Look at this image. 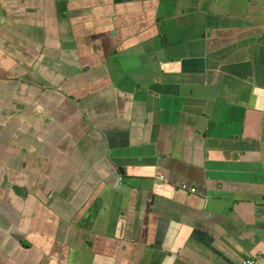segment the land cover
<instances>
[{"label":"crops","instance_id":"1","mask_svg":"<svg viewBox=\"0 0 264 264\" xmlns=\"http://www.w3.org/2000/svg\"><path fill=\"white\" fill-rule=\"evenodd\" d=\"M264 264V0H0V264Z\"/></svg>","mask_w":264,"mask_h":264},{"label":"built area","instance_id":"2","mask_svg":"<svg viewBox=\"0 0 264 264\" xmlns=\"http://www.w3.org/2000/svg\"><path fill=\"white\" fill-rule=\"evenodd\" d=\"M258 258H259V256L244 258L241 260L240 264H253L256 261V259H258Z\"/></svg>","mask_w":264,"mask_h":264}]
</instances>
